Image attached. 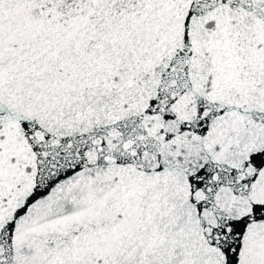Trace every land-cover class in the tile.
<instances>
[{
  "label": "snow or ice",
  "instance_id": "obj_1",
  "mask_svg": "<svg viewBox=\"0 0 264 264\" xmlns=\"http://www.w3.org/2000/svg\"><path fill=\"white\" fill-rule=\"evenodd\" d=\"M0 264H264V0H0Z\"/></svg>",
  "mask_w": 264,
  "mask_h": 264
}]
</instances>
